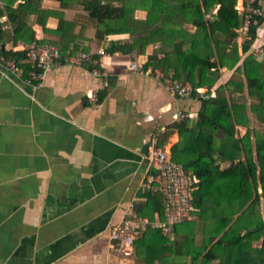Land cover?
Segmentation results:
<instances>
[{
    "label": "crops",
    "instance_id": "0c3cea01",
    "mask_svg": "<svg viewBox=\"0 0 264 264\" xmlns=\"http://www.w3.org/2000/svg\"><path fill=\"white\" fill-rule=\"evenodd\" d=\"M4 1L0 0L3 7ZM238 2L243 15L244 7L257 0ZM40 3L45 10L61 7L57 0ZM259 7L264 8V1ZM65 16L78 23L77 34L87 27L81 47L94 62L60 63L34 84L25 81L29 70L18 65L19 75L0 64V264H192L194 249L203 250L196 264H219V259L203 262L213 244L204 241L195 213L165 235L166 243L143 242L140 236L130 254L113 247L112 225L131 215L130 204L137 207L147 201L143 185L155 173L148 152H171L178 133L160 136L186 112L197 117L200 104L192 97L172 96L153 75L131 68L136 60L146 68L160 45L149 47L145 55L115 50L131 42L130 34L97 38L94 22L78 6L65 10ZM36 18L27 22L35 30L34 41L57 46L58 37L46 33ZM146 18V11L135 12L137 21ZM2 21L12 32L7 13ZM58 24V18L50 17L46 26L54 31ZM237 34L242 57L254 54L264 45V19L246 54L243 44L249 35ZM27 44L13 42L7 33L0 53L2 48L24 52ZM222 73L213 94L233 75L228 69ZM246 130L240 127L239 134ZM193 222L197 226L189 224Z\"/></svg>",
    "mask_w": 264,
    "mask_h": 264
},
{
    "label": "trees",
    "instance_id": "16d2710c",
    "mask_svg": "<svg viewBox=\"0 0 264 264\" xmlns=\"http://www.w3.org/2000/svg\"><path fill=\"white\" fill-rule=\"evenodd\" d=\"M16 1L21 2L13 8ZM57 1L60 10L42 9L40 0H6L4 7L0 4V44L6 41L7 33L15 43L33 42L36 33L27 22L36 16L46 33L58 37L57 46L63 55L83 52L81 42L87 27L77 34L78 23L65 16V10L78 6L94 22L97 38L130 34L131 42L115 50L145 55L149 47L160 45V51L149 56L145 67L172 74L189 84L191 97L200 104L197 117L191 118L186 112L160 138L178 133L172 159L199 180L192 215L197 214L202 222L199 231L204 241L207 239L206 244H213L203 262L219 259V264H264V59L258 60L253 53L243 58L239 53L236 29L243 26L245 17L237 9L238 0ZM259 1L254 7H259ZM137 10L147 12L145 21L135 19ZM6 13L12 32L5 30L7 24L2 21ZM50 17L59 19L54 31L46 26ZM263 19L255 16L252 20L249 39L243 44L244 54ZM2 52L28 72L25 51L2 48ZM223 69L233 71V75L218 86L213 96ZM201 88L207 89L208 98H200L197 89ZM252 117L262 127L260 130L253 129ZM240 127L247 129L242 136ZM143 196L147 201L138 205L136 212L151 221L163 220L162 195L147 191ZM189 224L197 226V222ZM195 231L196 228L191 237L193 244ZM140 236L143 242L157 244L169 240L156 228ZM202 253V249L192 250V264Z\"/></svg>",
    "mask_w": 264,
    "mask_h": 264
},
{
    "label": "built area",
    "instance_id": "2783aa9c",
    "mask_svg": "<svg viewBox=\"0 0 264 264\" xmlns=\"http://www.w3.org/2000/svg\"><path fill=\"white\" fill-rule=\"evenodd\" d=\"M244 24L236 29L237 33H248L255 16L264 17L263 7H254L249 4L244 7ZM24 51L29 66V76L25 80L29 84L42 82L46 76L60 63L67 65H80L85 62H94L91 54L78 52L63 55L61 49L50 43L33 41L25 45ZM258 59H264V45L255 49ZM0 64L16 74L22 75V70L15 61L8 60L0 53ZM131 68L144 75H153L161 81L170 94L176 98L187 99L191 97L192 88L189 84L176 79L172 74H165L159 69L143 68L138 60ZM95 75H100L97 69ZM200 98H208L206 90L197 89ZM215 94H213L214 96ZM182 115V112H179ZM149 165L155 173L151 174L143 185V191L161 194L164 202V219L151 221L136 212V205L130 204L131 215L119 223L112 225L110 240L117 251L130 254L140 235L149 228L160 229L163 235H168L174 227L189 219L194 211V192L199 180L186 172L184 166L172 159L171 152L165 149H151L147 154Z\"/></svg>",
    "mask_w": 264,
    "mask_h": 264
},
{
    "label": "rangeland",
    "instance_id": "374dc122",
    "mask_svg": "<svg viewBox=\"0 0 264 264\" xmlns=\"http://www.w3.org/2000/svg\"><path fill=\"white\" fill-rule=\"evenodd\" d=\"M239 3V2H238ZM239 5V4H238ZM222 94H226L225 91ZM252 127L253 129L260 130L262 127L259 125V123L256 121L254 117H252ZM262 242H259L258 245H261Z\"/></svg>",
    "mask_w": 264,
    "mask_h": 264
}]
</instances>
